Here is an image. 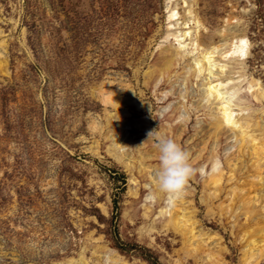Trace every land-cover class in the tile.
I'll return each mask as SVG.
<instances>
[{"label":"rangeland","instance_id":"obj_1","mask_svg":"<svg viewBox=\"0 0 264 264\" xmlns=\"http://www.w3.org/2000/svg\"><path fill=\"white\" fill-rule=\"evenodd\" d=\"M169 3L181 22L189 9L182 0H0V264H61L81 255L106 264L115 254L127 264H241L237 232L208 211L196 173L215 152L222 165L237 138L224 130L215 138L210 116L217 110L200 99L203 76L184 72L189 46L160 69L176 45L166 35ZM189 6L200 36L215 45L229 40L224 31L248 38L238 70L245 84H264V0ZM109 89L119 94L117 106L101 101ZM244 94L245 106L264 116V101ZM160 136L190 154L196 179L183 196L200 227L225 247L218 263L200 251L186 254L180 233L156 217ZM138 150L139 169L127 164ZM153 219L154 229L139 234Z\"/></svg>","mask_w":264,"mask_h":264},{"label":"bare ground","instance_id":"obj_2","mask_svg":"<svg viewBox=\"0 0 264 264\" xmlns=\"http://www.w3.org/2000/svg\"><path fill=\"white\" fill-rule=\"evenodd\" d=\"M182 2L184 5L187 3L185 6L189 9L181 22L177 21L179 15L175 5L169 3L165 9L166 35H172L176 45L167 48L168 55L161 56L160 69L163 65L168 69L173 62L172 57L178 60L180 50L189 46L193 56L190 68H186L184 72L191 71L195 78L203 76L200 99L206 104H214L213 107L217 110L216 114L210 116L215 138L222 130L226 133L231 132L237 138L235 149L223 156L222 165L218 163L217 152L207 159L209 163L206 160L199 162L202 166L200 172L196 173L201 177V191L204 197L201 200L206 201L209 212L217 213L220 217L225 216L231 221V233L233 227L237 232L236 239L241 243V264L257 262L258 259L264 261V116L255 114L250 104L245 106L249 98L244 94L248 92L253 100L263 102L264 84L257 78H252L245 84L242 78L244 71L238 70L248 56V38L242 33L223 30V37L227 38L228 35L229 40L220 46L215 45L210 41L213 39L212 36H200V20L192 9L190 10L191 0ZM189 19L192 20V24ZM175 22L179 28L174 26ZM202 43H206V46H201ZM2 46L3 40L0 41V50ZM2 66L3 63L0 61V70ZM182 78L183 83L189 81L186 75ZM101 92L105 93L101 101L117 106L118 92L110 89ZM211 110L213 111L212 108ZM137 154V157L133 158L135 163L127 164L139 169V163L144 159V155L141 150H138ZM204 164H208L209 169L204 170ZM192 178L196 179L195 174ZM133 180L136 181L134 177ZM189 190L187 188L186 193H189ZM151 195L163 201V205L156 212V217L162 219V228L180 233L185 253L194 254L200 251L201 258L218 263L221 251L225 247L219 244V237H216V234L200 227L193 215L192 206L189 205L190 199H185L186 196L172 199L158 190L156 182H153ZM148 209L145 215L149 214ZM155 222L156 219L150 222L151 228L146 226L147 223L144 224L139 229V234L153 230ZM145 228L148 230H144ZM105 262L127 264L117 254L106 256ZM94 263H90L83 255L61 262V264Z\"/></svg>","mask_w":264,"mask_h":264},{"label":"clouds","instance_id":"obj_3","mask_svg":"<svg viewBox=\"0 0 264 264\" xmlns=\"http://www.w3.org/2000/svg\"><path fill=\"white\" fill-rule=\"evenodd\" d=\"M153 135V131L148 136ZM155 148L158 151L159 166L155 170L156 187L172 199H179L185 193L195 174L190 154L173 139L157 137Z\"/></svg>","mask_w":264,"mask_h":264}]
</instances>
